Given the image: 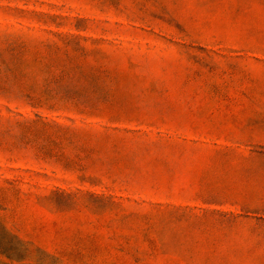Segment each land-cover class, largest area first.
<instances>
[{
	"label": "rangeland",
	"instance_id": "374dc122",
	"mask_svg": "<svg viewBox=\"0 0 264 264\" xmlns=\"http://www.w3.org/2000/svg\"><path fill=\"white\" fill-rule=\"evenodd\" d=\"M0 264H264V0H0Z\"/></svg>",
	"mask_w": 264,
	"mask_h": 264
}]
</instances>
